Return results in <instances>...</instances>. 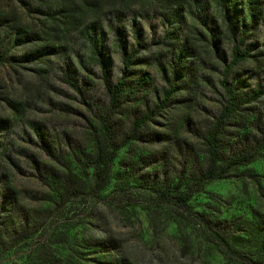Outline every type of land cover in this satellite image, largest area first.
<instances>
[{"label":"rangeland","instance_id":"obj_1","mask_svg":"<svg viewBox=\"0 0 264 264\" xmlns=\"http://www.w3.org/2000/svg\"><path fill=\"white\" fill-rule=\"evenodd\" d=\"M226 88L244 104L222 159L259 144L264 0H0V264H242L209 228L264 264V149L229 178L196 177ZM151 111L94 193L102 122L117 144Z\"/></svg>","mask_w":264,"mask_h":264},{"label":"trees","instance_id":"obj_2","mask_svg":"<svg viewBox=\"0 0 264 264\" xmlns=\"http://www.w3.org/2000/svg\"><path fill=\"white\" fill-rule=\"evenodd\" d=\"M247 55L238 56L237 51L233 52L234 62L240 61L245 58ZM107 93L110 99V106L115 108L119 102L120 95L123 91V83L118 82L114 85L107 83ZM169 98V93H167L160 105H165ZM244 102L241 99V96L232 90L231 88H226V99L224 107L221 110L219 117L214 121L211 129L207 132V158L205 166L197 174V181L199 185L202 183L221 180L229 178L228 173L234 167L247 166L255 160L256 153L258 150L264 149V118L259 120L258 132L254 136V139L258 138L256 143L259 144L256 146L253 144H248L249 138L246 136L243 138L242 145H240V150L238 154L230 156L228 158L222 159L221 157V135L223 133V128L225 120L231 117L233 114L237 113L238 110L243 106ZM155 116L154 111L149 113H144L140 117L135 118L132 121V126L129 132V135L126 136L122 141L117 144H114L111 140L110 126L102 122V134L104 136L102 142L98 143L96 155L87 159L86 166V176L91 179L90 188L94 193H100L110 184L111 181V165L113 160L116 158L117 152L124 147L128 142L135 139V131L150 123ZM105 122V121H104ZM112 144H114L112 146ZM255 147V148H254ZM76 180L71 177H67L64 180V189H75ZM180 189V187H178ZM192 193L182 192L177 195L178 203L185 205L191 198ZM165 199L168 198L167 194H163ZM212 234L217 238L218 242L228 251V253L240 261L242 264H258L255 261L250 260L244 256L239 251L232 249L226 240L224 234L219 228H209ZM1 256V255H0Z\"/></svg>","mask_w":264,"mask_h":264}]
</instances>
